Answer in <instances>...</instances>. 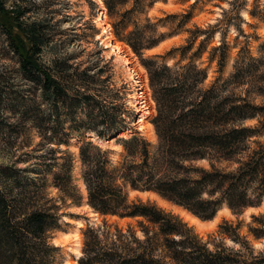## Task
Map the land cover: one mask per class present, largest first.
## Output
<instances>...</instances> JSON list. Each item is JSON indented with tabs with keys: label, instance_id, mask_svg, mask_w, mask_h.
I'll return each mask as SVG.
<instances>
[{
	"label": "trees",
	"instance_id": "16d2710c",
	"mask_svg": "<svg viewBox=\"0 0 264 264\" xmlns=\"http://www.w3.org/2000/svg\"><path fill=\"white\" fill-rule=\"evenodd\" d=\"M8 1L13 5L7 6ZM28 1L0 0V31L6 37L3 56L15 60L20 76L18 84L12 71L0 68V142L14 153L21 152L13 164H0V264H56L61 247L51 239L61 228V215L56 201L47 198L48 176L64 202L82 205L73 176L76 158L69 151L72 142L81 140L78 157L87 191L85 204L104 220L81 229L78 264H264V252L255 254L239 235V226L225 222L219 227L220 234L241 246L234 250L217 237L203 240L179 215L155 202L130 198V191L154 194L203 222L213 221L225 207L234 215L261 207L264 42L259 57H253L249 42L242 47L234 71L223 77L230 53L224 37L210 57L217 60L220 76L206 87L207 69L195 58L222 21L191 31L188 44L171 51L181 52L184 61L204 33V41L188 63H160L156 59L163 56L145 59L143 53L153 50L165 35L149 18L143 28L137 25L129 30L131 17L145 9L142 0H133V8L121 14L114 27L117 40L132 48L148 72L157 105L150 123L157 139L150 141L140 131L126 139L121 134L128 131V113L120 92L112 87L110 69H104L107 64L83 68L72 56L46 61L44 54L53 35L48 25L31 20ZM102 1L114 17L116 7L131 0ZM179 16L183 20L176 32L193 14L167 17ZM124 32L127 39L121 37ZM259 98L263 101L257 103ZM254 120V125L245 124ZM91 135L101 144L115 141L123 150L119 158L114 159L115 150L86 140ZM34 136L45 155L26 151ZM22 163L26 166L18 168ZM109 216L137 219L142 237L132 226L123 229L109 223ZM252 218L259 226L250 227V232L261 239L264 221Z\"/></svg>",
	"mask_w": 264,
	"mask_h": 264
},
{
	"label": "rangeland",
	"instance_id": "374dc122",
	"mask_svg": "<svg viewBox=\"0 0 264 264\" xmlns=\"http://www.w3.org/2000/svg\"><path fill=\"white\" fill-rule=\"evenodd\" d=\"M151 2L152 5L150 7H146V5ZM13 3V1H8L7 6H12ZM26 3L27 4L25 5H28L31 11L29 14L31 16V20L41 21L42 23L48 25L47 30L53 35V42L50 47L46 49L44 54L45 60L50 61L53 57L72 56L74 58L73 61L82 64L83 68L93 67L95 65L105 67V64H107L108 67L106 66L104 69H110V82L112 87L118 89L120 92L121 97H123L125 109L128 113V131L126 133H122L121 136L124 138H130V135L134 132L140 131L141 134L148 140L155 142L157 137L155 138L153 136L152 131H150L151 135H149V130H151L149 126L151 124L150 121L157 114V105L153 99L148 72L142 65L141 58L134 53L132 48L125 42L120 41L126 44L132 50L131 52H133V55L131 54L129 57L127 56V59H129L132 63L130 68L132 69L131 73L134 78L131 79L128 66L120 61V59L115 55L113 49L107 48L106 41H104L105 39L101 38V29L98 27L97 23V19H99L100 16L98 14H100L99 12L103 7L102 9H105V13L107 14L106 18L108 24L110 25L112 35L117 40V27L115 28L114 26L121 20V14L133 8V0L127 2L126 4L117 6L116 12L118 14L116 16L114 15V17L109 16L108 9L106 8L104 2L103 6L99 7L93 0H29ZM141 6L145 9L143 12H137L131 17L129 30H134L137 25L140 28H143V26L146 25V18H149L152 23L157 24L158 33H163L165 37L155 48L159 47L162 43H165L156 51L149 52L152 49L145 50L143 58L148 59L163 56V58H157L156 60L160 63L166 62L170 65H174L175 62H181L182 64L188 63L192 54L200 48L202 41H204L206 37L204 33L199 34L192 51L187 54V58L184 61L181 60V52H171L176 48L188 44V41L192 36L191 31L193 32L197 28L206 30L209 26L215 25L218 21H222L219 31L213 38L210 39L209 36V40L205 42L201 56L195 58L196 63L200 65L201 68L207 69L208 78L205 82L206 87L210 86V84H212L220 76L217 60L211 61L210 57L213 47L220 45L224 37L226 38L225 41L227 42V45L230 47V53L229 58L227 59L226 67L223 70V77L229 76L234 71V60L238 56L240 49L246 46L248 42L249 49L253 57H259L261 55L260 45L264 42V0H142ZM188 12L193 14L191 21L188 22L181 30L176 32L175 29L178 27V23L183 19L180 16L177 19L168 18L167 16L182 15ZM243 12H246L247 16H244ZM252 12L255 13V16L251 15ZM126 34L127 33L124 32L121 37L127 39ZM245 36H247V39ZM5 46L6 37L0 31V68H2L3 71H12L15 79L17 80L16 82L19 84V66L15 60L10 59V56H3L5 53ZM217 55H219V53ZM142 68L145 70L144 72L142 71ZM96 70L97 69L93 68V71ZM262 101L263 100L261 98L256 100L257 103ZM136 109H138V111ZM255 123L256 121L254 120L248 121L245 124L254 125ZM88 139L89 137L87 136L86 140ZM39 141L40 139L37 136H34L32 147L28 148L26 151L33 150V154L36 156L44 154L45 149L41 150L38 146ZM81 142L82 140L76 144H73L72 142V146L69 148V151L73 153L76 158L73 176L79 187V193L83 198L82 205L78 206L70 200L64 202L62 200V193L53 185V177L51 175L48 176L46 189L48 194L47 198L56 201L57 205L60 207L59 213L61 215V228L54 232L53 238L51 239L53 244L55 239H58L63 234H71L73 228L75 227V225L69 222L71 219L82 220L86 223V226L87 224L99 225L102 224L104 220V217H98L95 218V220L90 219L89 211L83 207L84 205L87 206L85 204L87 203V196L81 188V184L83 182L81 179V163H78L80 162L78 157L79 149L78 151H74L72 149L74 146L79 148ZM104 143L105 147L103 148H109L110 150H115L117 148L115 141L111 142V139L108 140L107 143L105 141L102 144ZM65 148H63V146L61 147L62 150ZM118 152L114 154V159L119 158ZM20 153L21 152L14 153L5 147L2 142H0V164H13V162H15L20 156ZM60 155L61 154H58L57 156ZM59 162L62 163L63 161L59 160ZM201 164L207 168L209 167L207 162H201ZM25 166L26 164L24 163L17 165L18 168H24ZM130 193L132 192L130 191ZM130 198L132 200L139 198L144 202H155L164 210L178 215L174 208L169 205L162 206L155 198H141L139 196L132 198L131 194ZM256 210L257 211H250L249 213H246V209L241 215L222 212L215 223H206L203 231H197L194 226L191 227H193L195 232L205 241H209L210 237H217L218 239H221V242L225 243V246L233 248L234 250H239L241 248L239 244L219 232L220 225H223L225 222L233 224L235 227L239 226V235L250 243L255 251V254L263 253L264 237L256 239L250 232V227L259 226L258 222L253 220V215L264 221V202L261 207ZM88 219L90 221H88ZM106 219L109 223L117 225L123 229H127L128 226H132L136 229L138 235L142 237L137 219H119L117 217L110 216ZM80 234L82 236L81 231ZM71 238L70 242L66 241V245L64 241H60L61 246H59L61 247V250L57 253L56 264H74L76 261L71 250L68 248L72 244Z\"/></svg>",
	"mask_w": 264,
	"mask_h": 264
},
{
	"label": "bare ground",
	"instance_id": "6f19581e",
	"mask_svg": "<svg viewBox=\"0 0 264 264\" xmlns=\"http://www.w3.org/2000/svg\"><path fill=\"white\" fill-rule=\"evenodd\" d=\"M93 1L99 7L103 6V1L102 0H93ZM102 8H101V10L99 12L100 14H98V15H100L99 19H97L98 27L101 29V38L105 39L104 41H106L107 48L113 49L115 55L120 59V61H122L125 65L128 66V68H129L128 71L130 72V75H131L130 77L132 79V78H134V77H132L133 76V74L131 73L132 69L130 68V65H132V63L130 62L129 59H127V56L129 57V55H131L133 52H131L132 50L126 44L117 41L115 39V37L112 35L111 29H110V25L108 24L107 18H106L107 14L105 13V9L103 10ZM243 13H244L243 14L244 16H247L246 12H243ZM164 43H162L159 47L163 46ZM159 47H157V48H155V49H153V50H151L149 52L156 51ZM142 71L144 72L145 70L142 68ZM136 110L138 111V109H136ZM149 127L151 129V130H149V135H151L150 131H152L153 136L155 137L154 127L151 124H150ZM149 138H151V137H149ZM89 139L93 140L97 145H99L101 147H105V143L101 144V142L98 141L95 138V136L91 135V136H89ZM74 142H77V140H74ZM63 148H65V147H63ZM72 149L74 151H78V148L75 147V146L72 147ZM116 151L118 152V151H123V150L119 146V147L116 148ZM81 188H82L83 192L87 196V191H86L84 183L81 184ZM135 196H139L141 198H145V197L155 198V199H157L160 202V204L162 206H166V205L168 206L169 205L170 207L174 208L176 213L178 215H180L181 218L184 219L185 222H187L190 226H194L197 229V231L198 230L203 231L204 227L206 226V223H210V224L215 223L217 221L220 213L222 214V212H228V213L231 214L230 210L225 207L223 210H221L218 213L217 217L213 221L203 222L200 219H198L197 217H195L192 214L188 213L187 211H184L183 209H180V208H177L175 206L170 205L169 203H167L166 201L162 200L157 195L150 194V193L132 192L131 193V197L133 198ZM83 207L87 211H89L90 219L95 220V218L100 217L98 214L94 213V211L89 206L87 207V206L84 205ZM250 211H257V210L256 209H249L246 213H249ZM69 222L72 223L73 225H75V227L73 228L71 234H63L58 239H55L54 245H56V246L60 245L61 246V244H60L61 242L60 241H64L65 245H66L67 244L66 241L70 242V238L72 237L71 238L72 239V244L68 248L71 250L72 254L75 257L76 261L74 262V264H78V260L82 256V246H83V244H82V236L80 234V231H81L82 228H84L86 226V223L83 222L82 220H74V219H71ZM92 223H94V222H92Z\"/></svg>",
	"mask_w": 264,
	"mask_h": 264
},
{
	"label": "crops",
	"instance_id": "0c3cea01",
	"mask_svg": "<svg viewBox=\"0 0 264 264\" xmlns=\"http://www.w3.org/2000/svg\"><path fill=\"white\" fill-rule=\"evenodd\" d=\"M116 150V149H115ZM119 153V152H118Z\"/></svg>",
	"mask_w": 264,
	"mask_h": 264
},
{
	"label": "water",
	"instance_id": "95a60500",
	"mask_svg": "<svg viewBox=\"0 0 264 264\" xmlns=\"http://www.w3.org/2000/svg\"><path fill=\"white\" fill-rule=\"evenodd\" d=\"M88 221H89V219H88Z\"/></svg>",
	"mask_w": 264,
	"mask_h": 264
}]
</instances>
